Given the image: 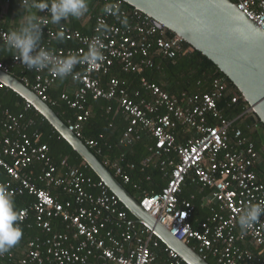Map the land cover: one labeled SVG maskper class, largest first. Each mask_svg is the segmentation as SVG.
Masks as SVG:
<instances>
[{"label":"built area","instance_id":"1","mask_svg":"<svg viewBox=\"0 0 264 264\" xmlns=\"http://www.w3.org/2000/svg\"><path fill=\"white\" fill-rule=\"evenodd\" d=\"M98 1L102 8L93 17L91 35H82L64 25L53 27L48 14L40 13L47 36L43 47L52 50L58 58L82 56L100 34V26L107 25L109 29L102 37L101 66L77 65L74 75L67 78L75 88L64 91L59 99L74 111L67 124L68 131L100 155L97 143L84 141L82 136L83 125L91 117L89 99L116 102L129 120L120 144L130 145L139 140L141 132H146L155 139L154 154L160 159L165 157L159 165L167 184L158 193L142 192L140 199H136L140 208L176 240L192 245L194 248H190L205 261L264 264V215L259 218L261 223L244 235L236 223L243 208L250 203L264 202V182L255 171L264 147L256 148L237 127L253 117L250 107L245 102L233 119L224 116L218 103L228 98L224 102L235 105L239 99L228 96L219 80L211 83L209 92L183 93L179 97L144 78L140 82L146 96L141 99L139 91L128 92L115 78L101 87L99 80L92 78L93 74L106 76L117 66L123 73L140 75L154 67L155 59L170 60L188 50L181 39L168 38L167 30L154 26L148 16L134 9L124 11L121 0ZM109 3L118 6V15L105 13ZM232 3L264 31V0H233ZM121 20H126L127 26ZM7 34L0 30L1 43L4 44ZM59 39L75 41L78 47H53ZM24 67L14 58L8 64L0 62V71L8 74ZM35 73L32 82L28 79L21 82L43 102L56 106L57 101L50 97L49 90L57 78L48 70ZM2 88L5 87L0 84ZM31 108L25 103L23 110ZM30 125L32 121L26 122L22 113L5 111L0 116V176H3L0 186L13 201L25 195L32 198L27 206L15 209L18 224L20 229L35 227L43 236L0 255V264H185L176 252L164 245L162 248L149 229L134 222V218L129 220L118 198L101 181L95 183L80 168L70 167L66 160L54 164L49 148L40 143V135L27 133ZM182 128L188 131L184 144L177 139V131ZM104 162L117 180L130 183L127 171L133 170L134 165L125 164L124 156L106 157ZM35 165H40L38 174H35ZM190 173L192 183L210 190L209 196L203 199L204 205L213 206L212 216L198 222L196 228L192 225L194 205L178 199ZM51 189L58 190L65 200H55ZM160 254L163 261L158 259Z\"/></svg>","mask_w":264,"mask_h":264},{"label":"trees","instance_id":"2","mask_svg":"<svg viewBox=\"0 0 264 264\" xmlns=\"http://www.w3.org/2000/svg\"><path fill=\"white\" fill-rule=\"evenodd\" d=\"M233 2V0H230ZM98 0H89L96 9L93 11L94 14L100 13L102 5L98 3ZM8 6V12L21 13V0H0V15L2 6ZM123 10L127 13L133 9L123 3ZM92 16V27L94 25ZM16 25H9V21L3 22L0 17V30L10 32ZM66 26V25H64ZM68 27V26H66ZM70 28V27H68ZM71 30H77L70 28ZM79 31V30H77ZM82 35H91V33H83ZM168 38L174 36L173 33L167 31ZM43 44L47 42V36L43 32ZM53 47H64V48H77L78 45L75 41H66L59 39ZM184 48L188 52L180 53L173 59H155L154 67L145 70L144 73L132 74L123 73L121 70L114 66L110 73L106 76H99L93 74L92 78L99 80L101 87L107 86V83L112 78L117 79L120 85L130 93L139 91L141 98H145L144 91L141 88V79L147 80L149 83L158 85L163 91L170 95L177 97L183 93L196 94L205 93L211 90V83L214 80H219L227 89V95L237 96L239 101L235 105H229L224 102L229 101L228 98H224L218 103V108L222 110L224 116L228 119H233L241 108L244 106L245 101L242 98L238 90L233 84L218 70V68L204 57L198 51H195L188 44L184 43ZM13 58V53L9 52L3 47V43L0 42V62L10 63ZM11 75L18 80L28 79L30 82L34 79L35 70H28L24 68H16L11 70ZM71 81L67 78L64 81L56 80L55 84L50 88L49 95L52 99L57 101L56 106L49 105L58 118L65 123L73 118L74 111L70 110L65 103L60 101V96L64 93L67 85ZM227 97V96H226ZM148 98V97H146ZM135 99V100H139ZM25 102L14 92L9 89L2 88L0 90V116L3 112L8 111L13 114L22 113L26 122L32 121V125L27 128V133H37L40 135V143L46 145L49 148V153L54 164L59 165L61 161L66 160L70 167L80 168L84 173L89 176L95 183L100 180L97 176L83 163L82 159L73 149L59 136V134L49 125V123L42 118L33 108L24 111ZM88 107L91 112V117L84 123L82 128L83 140H92L97 143V148L101 150L100 155L92 150V153L96 158L104 164V159H117L120 156H124L125 164L134 165L133 170H128L127 173L130 176V183L123 184L118 178V181L124 186V188L137 200L140 199L142 192L148 194H154L160 192L167 184V178L164 177L163 172L160 171V162L165 159L164 156L157 157L154 154L155 150V139L146 132L140 133L139 140H134L130 145L120 144L123 134L129 124V120L126 115L118 108L117 103L114 101H106L103 99L92 100L89 99ZM210 124H214L211 122ZM243 132L244 137L250 138V140L256 145V148L264 147V127L260 122H257L253 117H250L246 123L237 125ZM178 143L184 144L185 132L178 131ZM138 136V135H137ZM109 169V168H108ZM35 174L40 172V165L34 166ZM113 174V172L109 169ZM255 171L264 182V155L260 158V161L255 167ZM114 175V174H113ZM193 174L190 173L185 183L182 185L181 193L178 196L180 201H190L194 207V215L192 219V225L196 228L197 223L205 221L212 216L211 205H204L203 199L208 197L210 194L209 189L201 191L199 187L192 183ZM3 179V176H0ZM134 186L137 188L135 189ZM38 188H43L42 185L37 184ZM53 198L59 201L65 200V196L61 195L58 190L51 189ZM140 195V196H138ZM32 202V198L25 195L14 200L15 209L18 210L27 206ZM122 209L127 214V218L132 220L133 217L129 212L122 206ZM22 238L18 244L9 251H16L19 248L25 246L28 240L37 236H43L41 231L35 227L23 226ZM161 247L164 246L160 243ZM193 249L194 247L190 245ZM251 250L255 251L254 248L250 247ZM160 261H163V256L160 254ZM208 264H217L214 259H207Z\"/></svg>","mask_w":264,"mask_h":264},{"label":"water","instance_id":"3","mask_svg":"<svg viewBox=\"0 0 264 264\" xmlns=\"http://www.w3.org/2000/svg\"><path fill=\"white\" fill-rule=\"evenodd\" d=\"M121 1L148 16L154 26L173 33L211 61L241 94L253 118L264 127V31L239 12L231 1ZM0 84L30 104L51 125L109 192L118 198L134 222L149 229L162 245L176 252L185 264H208L142 210L138 201L30 88L2 71Z\"/></svg>","mask_w":264,"mask_h":264},{"label":"clouds","instance_id":"4","mask_svg":"<svg viewBox=\"0 0 264 264\" xmlns=\"http://www.w3.org/2000/svg\"><path fill=\"white\" fill-rule=\"evenodd\" d=\"M88 11L89 0H21L22 15L16 21V27L7 34L3 47L12 52L13 58L28 70H48L60 81L74 75L77 65L87 64L98 68L104 60L102 37L109 31L107 25L100 26V34L89 43L82 56L73 54L58 58L42 43L44 19L40 13L46 12L48 21L59 25L62 20L80 19ZM104 11L118 15L119 9L116 4L109 3ZM121 24L127 26V21L121 20ZM262 215L264 202L250 203L243 208L236 220L241 234H246L249 229L261 223L259 218ZM18 220L14 201L7 190L0 186V255L15 247L22 238Z\"/></svg>","mask_w":264,"mask_h":264},{"label":"crops","instance_id":"5","mask_svg":"<svg viewBox=\"0 0 264 264\" xmlns=\"http://www.w3.org/2000/svg\"><path fill=\"white\" fill-rule=\"evenodd\" d=\"M96 8L94 6H92V3H89V11L87 14H85L83 17H81L80 19H72L69 18L67 20H62L60 22L59 25H66L70 28H75L83 33H91V27H92V16L95 15L94 14V10ZM20 15H22L21 13H16V10H13V12H8V6H2L1 8V19L3 20V22H6L7 20L9 21V25H16V21L19 19ZM51 25L53 27H57L59 25L57 24H53L51 23ZM15 27V26H14ZM75 88V85L73 83H69L65 89V91H69V90H73ZM179 132H185L186 136L188 135V131H186L184 128L179 129ZM177 131V135L179 134ZM179 136V135H178ZM177 136V139H178ZM187 137L184 138V141H186ZM185 143V142H184ZM201 191H204L205 189H201L200 187L198 188Z\"/></svg>","mask_w":264,"mask_h":264}]
</instances>
